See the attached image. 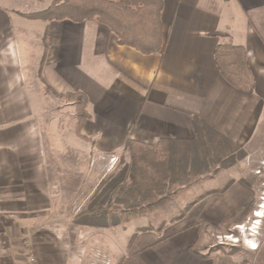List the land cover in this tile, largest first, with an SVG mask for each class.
<instances>
[{"label":"crops","instance_id":"1","mask_svg":"<svg viewBox=\"0 0 264 264\" xmlns=\"http://www.w3.org/2000/svg\"><path fill=\"white\" fill-rule=\"evenodd\" d=\"M51 1L0 0L1 264H83L97 244L94 231L72 218L111 171L79 200L80 182L51 160L45 119L36 109L37 84L88 96L91 119L81 127L86 140L73 137V147L88 157L114 153L130 139L152 145L165 138L193 140L195 119L246 154L264 132V0H165V43L156 55L121 46L95 20L44 22L19 14L44 10ZM46 33L49 49L40 67ZM30 41L36 59L26 69ZM225 42L248 52L251 95L228 84L216 67L215 51ZM94 167L88 163L82 184ZM212 199L195 205L191 216L211 219L214 213L228 221L244 207L239 195L223 204ZM125 228L118 229L120 238L131 231ZM133 232L119 249L121 264L205 262L190 254L201 242L194 221L165 236Z\"/></svg>","mask_w":264,"mask_h":264},{"label":"trees","instance_id":"2","mask_svg":"<svg viewBox=\"0 0 264 264\" xmlns=\"http://www.w3.org/2000/svg\"><path fill=\"white\" fill-rule=\"evenodd\" d=\"M164 6L165 0H52L46 9L21 13V16L44 22L70 20L83 23L95 20L107 26L118 37L121 46L133 48L144 55H156L163 50L165 43L162 21ZM48 39L46 33L41 66L49 49ZM214 58L218 71L228 84L245 95L254 92L255 80L244 46L221 43ZM48 88L75 105L81 136V127L91 119L88 96L83 92L58 93L50 86ZM194 125L197 136L193 140L165 138L155 145L128 140L125 152L129 155V161L122 158L119 169L101 181L87 205L77 214L75 222L100 227L131 222L147 211L157 209L181 187L195 184L206 172V175L210 172L218 175L221 169L233 167L237 160L246 156L227 139L215 136L203 121L195 119ZM254 179L255 176L252 180L243 178L242 183L252 187ZM233 184L234 180H231L223 189L204 192L186 205L176 221L186 218L196 204L211 195L226 193ZM250 207L251 204L243 207L227 226L246 219Z\"/></svg>","mask_w":264,"mask_h":264},{"label":"rangeland","instance_id":"3","mask_svg":"<svg viewBox=\"0 0 264 264\" xmlns=\"http://www.w3.org/2000/svg\"><path fill=\"white\" fill-rule=\"evenodd\" d=\"M38 11L28 10L26 12H19V14ZM34 34H37L36 30ZM29 43L32 45L30 48L32 59L26 64V69L27 67H32V63L36 59L33 55L35 54V43L32 41ZM26 55L29 56L27 47ZM33 91L39 102L36 105V109L38 113L43 114L45 119V137L49 146L48 148L51 150V160L60 163L64 170L63 172L70 170L67 175L72 178L75 177L80 182L79 190L81 189V196L79 200H81L82 196L90 192L92 185H97L106 172L111 171L108 174L110 175L119 169L122 158L129 161V155L125 152L126 144L122 149L114 153H93L89 157L88 155L86 156L84 152L78 151L73 147L74 135L79 136L75 105L66 99L60 98L49 90L48 87L38 86L37 84L33 87ZM261 134L252 143L250 154L248 153L241 160H237L233 167L221 169L218 175H214L213 172L206 175V172L204 177L198 179V182L181 187L174 194L169 195L167 200L157 209L147 211L146 214L140 215L131 222L121 223L119 225L110 224L107 227L77 224L75 222L76 216L87 205V201L81 210L72 218L73 224L81 227H89L97 235L94 236L96 237L97 244L88 251L87 256L83 260V264H103L104 262L121 264L120 257L122 253H120L119 249L126 245V240L131 234L133 236V231L137 233L153 230L159 236H165L172 230L174 231L176 227L187 226L193 221L195 226L203 227L200 231V241L202 243L208 242L209 245H216L211 251L200 249L201 253L207 252V255H205L206 259L204 257V259L202 258L205 260L204 264H264V132ZM79 138L86 140L82 135ZM221 148H223V145H221ZM113 158H116V162H111ZM89 162H91L92 166H95L94 173L84 185L82 181H86L85 177ZM253 176H255V179L253 180L252 187H248L242 183L243 178H250L252 180ZM231 180H234V184L228 191L229 193L227 192V195L224 193L212 195V202L217 200L219 204H223L233 198H237L239 195L240 203H244V207L250 204L252 206L253 204V212L242 222L227 226L232 218L224 221L220 218L221 216H217L214 213L212 215L210 214L211 219L210 217H206V215L198 216L197 213L193 217L191 216V212L184 218V222L179 223L184 219L176 221L181 217L187 204L193 202L204 192L223 189ZM189 215L190 217L188 218ZM260 216L262 217L260 218ZM241 225L244 226L243 231L238 229ZM133 226L135 227L134 230H132ZM125 227L131 231L122 233V238H120L121 233L117 231ZM232 235L234 238L230 239L229 236ZM237 239L239 241L235 242L234 240ZM254 247L257 249L251 250Z\"/></svg>","mask_w":264,"mask_h":264},{"label":"flooded vegetation","instance_id":"4","mask_svg":"<svg viewBox=\"0 0 264 264\" xmlns=\"http://www.w3.org/2000/svg\"><path fill=\"white\" fill-rule=\"evenodd\" d=\"M253 212V204L252 206L250 207V213ZM199 245H201L200 247H198ZM216 247V245H209L208 242H203L202 241L198 244H196L192 249H191V252L190 254L194 257H200V259H202L203 257L205 258V255H207V252L206 253H201L200 249L202 250H207V251H211V249H214ZM213 251V250H212ZM203 258V259H204ZM202 259V260H203ZM206 259V258H205ZM205 261V260H204ZM248 264V263H247Z\"/></svg>","mask_w":264,"mask_h":264},{"label":"built area","instance_id":"5","mask_svg":"<svg viewBox=\"0 0 264 264\" xmlns=\"http://www.w3.org/2000/svg\"><path fill=\"white\" fill-rule=\"evenodd\" d=\"M111 162H116V158H113V159L111 160ZM112 167H113V166H112ZM243 227H244V226L241 225V226H239L238 229H239L240 231H243ZM229 238L232 239V238H234V236H233V235H232V236H229ZM234 241H235V242H238L239 240L237 239V240H234ZM0 264H1V260H0ZM103 264H111V263H109V262H104Z\"/></svg>","mask_w":264,"mask_h":264},{"label":"bare ground","instance_id":"6","mask_svg":"<svg viewBox=\"0 0 264 264\" xmlns=\"http://www.w3.org/2000/svg\"><path fill=\"white\" fill-rule=\"evenodd\" d=\"M261 217H262V216H260V218H261ZM256 249H257V248L254 247V248H252L251 250H256Z\"/></svg>","mask_w":264,"mask_h":264}]
</instances>
